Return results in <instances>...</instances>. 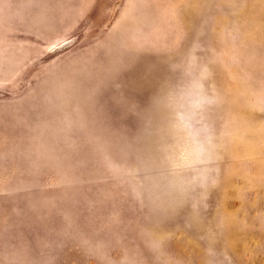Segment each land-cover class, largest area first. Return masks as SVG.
Wrapping results in <instances>:
<instances>
[{
    "label": "rangeland",
    "instance_id": "374dc122",
    "mask_svg": "<svg viewBox=\"0 0 264 264\" xmlns=\"http://www.w3.org/2000/svg\"><path fill=\"white\" fill-rule=\"evenodd\" d=\"M0 264H264V0H0Z\"/></svg>",
    "mask_w": 264,
    "mask_h": 264
}]
</instances>
